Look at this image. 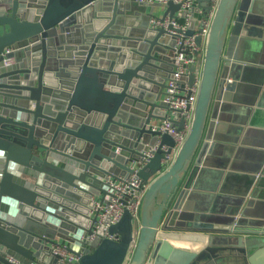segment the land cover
<instances>
[{"label":"water","instance_id":"95a60500","mask_svg":"<svg viewBox=\"0 0 264 264\" xmlns=\"http://www.w3.org/2000/svg\"><path fill=\"white\" fill-rule=\"evenodd\" d=\"M156 5L170 18L211 10L207 34L193 15L186 29L151 26ZM263 7L264 0H196L190 10L173 0H0V204H12L0 208V264H17L8 256L19 264H264V131L246 130L260 143V160L232 174L242 184L236 197H224V214L211 213L222 196L205 213L192 192L211 154L246 129L223 121L221 109L255 66L235 59L226 42L264 23ZM188 36L203 46L202 65L189 129L177 145L151 124L166 118L161 97L177 41ZM8 46L15 63L4 67ZM182 79L192 84L195 66ZM174 114L183 129L185 116ZM132 162L147 185L138 217L125 208L109 228L118 240H81L83 249L69 248L76 263L59 261L57 237L73 236L80 225L73 217H88L105 179L131 175ZM178 230L201 232L204 246H175L169 238Z\"/></svg>","mask_w":264,"mask_h":264},{"label":"crops","instance_id":"0c3cea01","mask_svg":"<svg viewBox=\"0 0 264 264\" xmlns=\"http://www.w3.org/2000/svg\"><path fill=\"white\" fill-rule=\"evenodd\" d=\"M147 12L150 11L151 6L148 5ZM264 8V7H263ZM165 11L159 5L154 6V15H164ZM191 16L196 18L199 24L203 23V20L211 17L212 11L205 7H201L198 11L191 12ZM264 14V13H263ZM190 15V14H189ZM176 17L183 23H187V17H182L180 12L176 13ZM264 23H258L255 25L253 31H250L249 36L236 37L229 35L226 42V48H229L235 59L239 61L253 62L255 69L249 74V77L244 79H238L235 90L230 91L231 99L224 103L223 109H221L223 121H226L229 125H243L245 131L236 137V143H228L229 147H218L211 157L214 159L212 165L203 166L198 171V174L194 177V186H197V190L192 188V192H196L197 208H203L206 212L210 211V206L216 201L217 196H222L218 202V208L211 213L224 214L222 208L226 205L224 197H236L238 194L234 191L242 184V179H233L232 174H244L248 169H253L257 166L260 160V154L257 151L262 150L260 143L255 136L246 133L248 128L264 131ZM200 60L202 62V53H200ZM241 71L239 70V73ZM231 80V79H230ZM213 106V104H212ZM234 129V133H235ZM236 136V134H235ZM260 139V136H258ZM255 142V143H254ZM223 176H222V173ZM230 173V178L227 180L225 176ZM220 176L223 178L220 179ZM226 179V180H225ZM227 187L229 189L221 190V187ZM264 187H262L260 202H264ZM192 196V195H191ZM216 202V203H217ZM8 204L9 201H2L0 204ZM228 204V203H227ZM10 205H12L10 203ZM219 206L221 207L219 209ZM264 207V204H263ZM57 207H55L56 210ZM4 209H8L7 207ZM14 209V208H13ZM222 209V210H221ZM264 212V208H260ZM88 217L79 218L73 217L75 222H79V227L74 230L73 236L62 235L57 237L58 242H65L69 244H75V248L83 249L82 244L79 242L84 240V237L88 230ZM78 220V221H77ZM68 230L71 228L68 227ZM173 234L169 240L172 244L179 248L187 250H198L204 246V241L199 237L201 232L197 230H178L171 231Z\"/></svg>","mask_w":264,"mask_h":264},{"label":"built area","instance_id":"2783aa9c","mask_svg":"<svg viewBox=\"0 0 264 264\" xmlns=\"http://www.w3.org/2000/svg\"><path fill=\"white\" fill-rule=\"evenodd\" d=\"M146 3L159 2L166 6L169 0H138ZM174 2L182 3V8L187 10L192 9L196 0H173ZM217 0H214L216 2ZM187 23L181 22L176 16L170 18L169 15H154L150 19L151 26L167 27L172 24L176 28L186 29L191 18V14L187 16ZM211 17L203 20L202 30L200 33L205 36L208 32ZM11 51L8 46L2 52L3 59L1 64L4 67H11L15 60L13 57H8L7 54ZM203 51V46L196 44L194 36H188L184 39L179 38L176 44V51L174 53V69L171 77L166 81L164 93L161 100L165 104L166 118L164 120L156 121L151 124L153 130H158L162 133H170L176 140L177 145L183 142L188 129L189 120L192 116V110L195 105L198 91H199V75L201 71L202 62L200 60V53ZM195 66L196 80L191 84L184 81L182 77L191 71V67ZM180 110L186 118V123L183 129H178L174 124L173 118L175 111ZM151 153H149L150 155ZM165 160L167 164L170 163L171 157L168 155ZM134 172L129 176H108L105 179L106 192L99 195H94L90 199L89 218H95L92 223L93 231L84 234V239L93 241L102 237H110L118 240L119 234H110L109 228L112 224L116 223L123 215L125 208H128L134 218L139 215L140 203L147 188L143 179L137 175L138 168L135 162L131 163ZM69 243L56 242L52 245L54 254L60 256L59 261L76 263L78 256L70 251ZM8 258L19 264L20 261L13 256ZM27 264H39L36 261H31Z\"/></svg>","mask_w":264,"mask_h":264}]
</instances>
